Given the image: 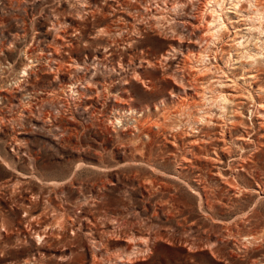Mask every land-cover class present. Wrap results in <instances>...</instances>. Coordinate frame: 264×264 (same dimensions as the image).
Returning a JSON list of instances; mask_svg holds the SVG:
<instances>
[{"label": "rangeland", "instance_id": "obj_1", "mask_svg": "<svg viewBox=\"0 0 264 264\" xmlns=\"http://www.w3.org/2000/svg\"><path fill=\"white\" fill-rule=\"evenodd\" d=\"M114 1L93 0L100 9L87 19L78 0H0V264H122L116 258L124 243L144 239L153 249L134 252L129 264H264V60L252 65L248 58L264 44L242 18L253 14L252 6L244 0L238 13L230 11L233 24L219 39L200 31L191 44L192 29L183 22L202 0L179 15L170 8L181 0H124L170 11L163 31L141 21V36L117 30ZM231 6L226 0V9ZM66 28L75 39L72 53L59 46L58 32ZM169 29L183 34L185 54L202 51L209 58L192 61L197 85L225 87L229 102L173 104L161 131L154 127L155 106L169 97L171 75H183L175 60L148 68L155 89L135 82L130 93L117 72L79 61L72 79L83 90L87 81L113 84L111 96L105 91L91 99L73 94L70 72L53 73L41 54L55 50L75 65L71 54L86 60L108 51L118 65L132 49L171 51L173 35L157 33ZM127 37L137 40L132 47ZM251 74L250 87L241 76ZM130 109L140 111L133 113L139 126L126 124ZM116 115L123 122H113Z\"/></svg>", "mask_w": 264, "mask_h": 264}, {"label": "bare ground", "instance_id": "obj_2", "mask_svg": "<svg viewBox=\"0 0 264 264\" xmlns=\"http://www.w3.org/2000/svg\"><path fill=\"white\" fill-rule=\"evenodd\" d=\"M79 1H80V3H79ZM230 1H231L232 6L229 8L232 10L226 9L227 8L226 7V0H202L199 2V5L197 7H195V12L193 13V15H191L192 19L189 18V20H185L183 22L184 25H188L192 29V31L190 32L189 40H188L191 44H196L198 41H200L199 40L200 35L197 34L200 31L201 32H203V31L211 32L210 38L214 37V39H217L222 31H225V30L229 31V24L230 25L233 24L232 17L229 15V13H231L230 11H234V12L238 13L241 10L240 8H241L242 2H244V0H230ZM248 1H249L250 5L252 6V13L253 14L251 16H248V15L246 16V14L242 15V18L244 16L245 19H248L251 21L252 25L250 26L249 31L252 32L255 30L256 32H258L257 40L261 39V42H263V44H264V5L260 4V0H248ZM166 2H168V1H166ZM191 2H192V0H185V1L181 0L179 3H177V5H174L171 7L170 11H174L175 15H179L178 12L181 10H184L185 7L188 6ZM78 3L80 5L79 7L82 9V11L84 13L85 18H87V19L89 17H93L94 15H96V12L99 11V9H100V8L98 9V7H96V5L93 4V0H78ZM140 4H142V3H140ZM208 6H210V7H208ZM111 8H112V12H113V17L114 16L116 17L117 24L115 27H117V30H119V31L125 30V29L132 30L134 32H131V33H133V34L136 33V36L137 35L141 36L143 34V32H142L143 27L146 28L145 26L142 25L141 21H145L147 27H149L150 29H153L154 31L158 30V29L159 30L162 29V31H163L165 29L162 27L163 20H164V13L170 12V11H167V9H168L167 6L165 8H151V6L136 7L133 4H131L130 2H127L124 0H115L114 3L111 5ZM173 27H169V28L171 29ZM170 29H169V31H170ZM167 30H168V28H167ZM101 33H102V31H101ZM109 33L111 34L112 32L108 28V31H105V34L108 35ZM157 33L158 34L165 33L168 35H169V33H171L173 35L172 36V39H173L172 44L170 46L171 51H166L165 53L153 55L150 53L148 48H142L140 51L132 49L129 55H125V56L122 55L120 57V59L117 61L119 63L118 65H116L114 58H110L112 53L108 52V51H106V53L103 55H94V57L90 56L86 60L82 59L83 57L80 58L79 54H74V55L71 54L72 51L69 47H72L74 45L75 39L73 38V36H70L69 32H67V28L65 30L63 29V31H61V32H58L59 37L64 39L62 41H59V46L64 48V49L68 47V49H70V51H71V53H70L72 55L71 59L75 60L77 63L75 65H73L74 63L71 65H67V62H64L62 57L58 54L59 52L55 51V50L50 53L51 56L47 53H44V52L41 54L45 55L48 58L47 62L49 63L48 64L49 66L48 65L47 66L50 67L52 71L54 70L56 72V74L64 75V73H66L65 72L66 70L68 72H70V75L68 76L67 83L71 84L70 89L72 92H74L73 94H76V95H81V94L85 95L86 94L91 99L98 98L101 95V92L104 93L105 91H107V94L109 96H111L112 90H113V84L112 83H106L105 81H104L105 83L102 82V84L99 82L102 86L99 85V86H101V88H98L97 86H95V85L93 86L91 83H89V81H87L88 84L85 85L86 86L85 90H88V92H89V93H87V91L83 90L79 86L78 83H74V81L72 79L73 74H78L77 71H79L78 67L80 66L79 61H82L84 64V62L86 63L87 61L91 60L93 63L96 64V66L98 65V66L108 67L111 69V72H112V70L117 72L119 74L120 80L122 82L123 92L124 93H126V92L130 93L131 90L129 88V85L134 84L135 82L142 85V87H144L146 90L155 89L156 88V84H155L156 79L150 75L148 68H152V67L153 68L154 67H158V68L162 67L163 68L167 62H169L171 60H175L177 63V67H178V69L175 71L180 70L183 72V75H181L182 78H180V77L178 78L177 75H175L174 73L173 74L175 76L171 75V76L175 77L174 78L175 80L173 79L175 81V83H174V85L170 91L169 97H166L165 99L161 100L155 106V110L157 112L156 116L159 119H158V122L154 125V127L158 128V130H160V128L162 129L164 127V125H168L167 124V121L169 119L168 114H169V111H170L171 106L173 104H175V106L182 105V106H186V107L188 105L189 108H191V107H200L201 102L203 103V101L218 102V100L220 99V101H222V102H227L229 100V97L227 95L228 93H226V90L224 89L225 87L224 88L219 87L220 89H213L209 82H207V86L210 85L211 88L208 87V89L203 88L202 86L200 87L197 85L196 82H198L200 79L196 75L198 72L193 71L196 67L194 69L192 68V67H194L192 65V61L195 57H198L199 59H201V62H203V63L206 62L209 58L206 57L204 52L199 51L197 53H194V51L190 50L187 54H185L182 50L183 49L182 45H183V42L185 41L184 37L181 36L183 34H181V35H179L178 33L176 34V31H173V32L172 31H170V32H157ZM193 36L194 37L196 36V38H194ZM204 38L205 37H203V39ZM135 40L136 39L134 37H130V38L127 37L126 41H127L128 46L132 47V41H135ZM241 44H243V43H241ZM75 47L76 46H74V48ZM56 48H57V46H56ZM65 51H66V49H65ZM248 54H249L248 58H249V60H251L252 65L260 62L261 60H264V45L261 46L260 51H256L253 53L248 52ZM43 55H40L38 60H41V58H43ZM35 59H37V58H35ZM210 63H211V61H210ZM84 65H86V64H84ZM33 66L30 65V67H33ZM197 66H198V64H197ZM68 67H69V69H68ZM82 68H84V67H82ZM32 69H26L24 72H28V74H30V73H32ZM191 69H193V70H191ZM202 69L203 68H200L199 70L201 71ZM197 70H198V67H197ZM54 71H53V73H54ZM184 71H188V73H187L188 77L185 76ZM25 74L23 75L22 78H19L17 80L18 84H20L23 81ZM170 74H172V73H169V76H170ZM73 76H77V75H73ZM253 77H256V75L251 74L246 78L242 75L241 79L244 80L243 84L249 85L251 87L252 83H251L250 78H253ZM236 81L237 80H234L232 82L235 83ZM27 82H28V80H27ZM208 83H209V85H208ZM223 85L221 84V86H223ZM191 90H193V91H191ZM207 90H209L208 92L211 93L210 97L207 96ZM247 92H248V96L250 97V99L253 100V96H252L253 94L249 91V89H247ZM182 94L184 95V100L178 101L175 99L176 96H179ZM0 97L4 98L5 95L0 93ZM261 105L262 104H260L258 107H261ZM139 112L140 111H138L136 109L135 110L130 109L131 115L126 116L127 117V119H125L126 124L129 125V123L134 121V124H136V126H139L143 121H141L140 119H136L135 116L133 115V113L138 115ZM142 112H144V111H142ZM253 112L254 111H252L251 116H252ZM200 118H198V119H200ZM200 120H202V119H200ZM112 121L113 122H115V121H122L123 122V118L121 115H116V116H114V119ZM140 157H142V158L140 160H138V162L139 163L145 162L144 161L145 153H142V155ZM86 230H88L87 232L89 234L92 233L91 229H86ZM134 239H135V237H134ZM144 240H146V241L145 242L143 240L138 241L136 243V245L134 243H132V244H134V246L129 244L128 240H127L128 243L125 241L126 243H124V245H123L124 255H120L118 259L116 258V263L118 261H120L122 264L131 263L132 256H133L132 254L134 252H140V253L151 252V250L153 249V246L149 244L150 241L148 239H144ZM106 241H107V243L109 242V240H106ZM94 242H97L95 237H94ZM151 246H152V249H151ZM96 250L102 252L101 248L98 249V247H96L94 252H97ZM96 261L97 260H94L92 264H98L97 263L98 261L97 262Z\"/></svg>", "mask_w": 264, "mask_h": 264}]
</instances>
